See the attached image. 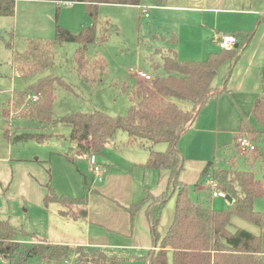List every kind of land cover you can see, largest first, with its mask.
<instances>
[{"label": "rangeland", "instance_id": "obj_1", "mask_svg": "<svg viewBox=\"0 0 264 264\" xmlns=\"http://www.w3.org/2000/svg\"><path fill=\"white\" fill-rule=\"evenodd\" d=\"M203 1L205 0H195L199 3ZM224 1L230 3V7L241 6V0ZM155 2L156 0H140V5L149 6ZM153 11L155 10L150 8L151 15L144 17L136 5L99 4L97 38L86 50L88 73L94 77L89 81L84 80L75 70L73 55L78 47L75 42L57 44L51 66L26 77L12 69L10 61L13 52L21 53L26 49V41L29 39L52 41L55 37L56 23L72 32L90 25L91 19L85 13L81 2L17 0L14 14L4 18L9 24L6 25V31L0 29V218H8L9 223L18 229L15 235L17 241L31 244L29 242L38 237L50 242H74L83 247V242L90 231L103 235L108 233L110 239L113 237L112 240L106 239L102 242L131 246L147 244L138 248L110 247L108 250L114 252L112 254L115 256L125 259L134 254L140 260L148 254L153 243L143 207L136 212L132 220L121 208L131 231L128 234H121L111 230L108 232L105 226L88 223L89 214L83 213L86 210L82 211V217L71 220L58 214L57 204L51 203L45 207L42 201L49 184L59 195L86 197L90 215L98 219L104 216L120 218V215L101 211V206L105 202L115 205L114 198L111 196L102 198L93 190L99 188L101 191L100 187L107 186L108 192L116 193L120 200H130L131 203L142 200L146 190L155 194L160 193L165 188V175L160 174L161 170L146 169L143 166L149 155L147 143L140 140L128 142L127 133L118 130L105 147L103 154L95 155L97 164H101L105 170L101 176H94L90 170V154L77 152L78 145L69 138L68 126L61 122L41 125L37 119L20 117L19 110H10L9 114L7 109L11 107H7L5 101L12 93L25 90L42 76L54 74L69 85V87L58 85L54 89L55 100L52 105L54 119L72 112L94 110L111 116L125 115L131 103L128 97L129 88L150 82L140 78L136 72L144 71L152 79L154 71L149 57L159 61L160 55L156 54L155 50L165 52L175 45L170 41L156 40L153 37L155 33H163L165 30V21L160 22L157 16L153 19ZM230 17L222 21L234 26L244 22L243 15ZM256 22L257 20L247 28L254 30V35L260 25L255 26ZM225 31L224 33L229 34L236 31V28ZM6 42H12V47L8 48ZM210 43H212L210 48L216 51L214 48L218 46L212 41ZM207 48L208 43L203 46V49ZM184 49H187V46H184ZM205 55L201 53L199 58L194 60L205 59L207 57ZM97 59H101L102 65L98 64ZM95 61L98 65L93 67ZM231 77L232 71L229 83L227 82L230 94L223 93L216 100L209 99L201 109L197 124L185 131L177 144L178 150L185 158L182 177L188 185L191 198L215 209L226 207L230 200L226 196H211L210 178L200 177V172L207 161H212L218 168L226 169L231 165L236 169L250 170L256 178H261L264 173V134L259 135L253 153L239 150L236 146L237 140L233 138V130L238 129L241 113L254 125L259 126L251 115V103H246L244 99L245 91L243 85H239V77L235 76L232 79ZM246 81L251 82V79L248 78ZM175 101L181 108L190 107L186 101ZM233 102L237 106H233L232 109ZM4 128H8L11 134L26 132L49 136L43 142L28 140L11 143L4 136ZM88 143L85 142L86 145ZM165 147L166 143L160 142L154 144L152 148L162 151ZM259 153L262 154L261 158H258ZM105 166H109L108 171ZM107 173L119 175L110 178ZM116 181L121 187L117 192H113ZM214 189L217 190V187ZM120 200L118 202L121 203ZM174 205L173 195L162 210L158 226L160 237L170 222ZM253 206L255 210L264 212V198H255ZM236 227L261 235L264 246V227L232 216L229 228L234 230ZM71 257L70 252L63 259L70 260ZM168 257V264H171V253Z\"/></svg>", "mask_w": 264, "mask_h": 264}, {"label": "trees", "instance_id": "obj_2", "mask_svg": "<svg viewBox=\"0 0 264 264\" xmlns=\"http://www.w3.org/2000/svg\"><path fill=\"white\" fill-rule=\"evenodd\" d=\"M16 0H0V15L11 16L14 13ZM62 2H81L85 13L91 19L77 32L55 25V37L52 41L29 39L26 49L13 52L11 64L13 69L26 77L38 70L51 66L55 47L62 42H75L78 47L73 59L76 72L89 81L94 77L88 73L86 50L97 38L98 6L101 3L139 5L140 0H52ZM264 21V12L255 23L258 26ZM237 43L231 49H219L210 52L203 60L179 59L172 48L165 52L159 49L160 60L149 57L154 75L148 84L130 87L128 97L130 106L125 115L111 116L104 112H72L59 119L52 117V105L55 100L54 89L58 85L67 86L59 76L48 74L33 82L25 90L12 93L7 104L11 110H19L20 117L37 119L44 124L61 122L70 128L69 138L78 145V153L102 155L105 147L118 130L128 135V142L144 141L148 145L149 155L144 168L168 171L165 188L160 193L146 190V195L139 202L128 205L118 204L133 219L136 212L145 207V217L152 237L153 248L143 257L145 264H168L171 253V264H264V246L261 235L253 234L243 228L231 230L232 216H238L259 227H264V212L254 209L253 202L257 197L264 198V173L256 178L250 170L236 169L234 166L218 168L212 161L203 166L200 177H209L217 187L231 200L227 206L215 209L195 201L189 194L187 183L181 180L185 158L178 150L177 144L181 135L194 124L198 110L204 103L215 98L226 88L234 64L241 53L251 42L254 30H236L231 32ZM156 40L176 42L175 36L169 38L163 33H155ZM8 48L12 42H6ZM102 65L101 59H97ZM96 61L92 66H97ZM228 64L221 78L220 86L216 77L218 70ZM262 78L261 92L251 104V115L259 127L247 117L239 121L233 138L238 141L247 136L254 144L259 135L264 134V65L260 70ZM37 94L35 101L28 95ZM175 100L188 102L189 108H181ZM5 138L11 142L36 140L45 141L49 135L39 133H14L8 128L3 130ZM88 141V145L85 142ZM236 141V142H237ZM164 142L162 151L154 150V144ZM237 146V143H236ZM262 154L259 153L261 158ZM43 196V204L58 205L60 216L76 220L87 210L86 197H67L59 195L48 184ZM88 191V190H87ZM93 192L98 193L93 190ZM174 195L175 205L172 221L163 237L159 236L158 226L162 210ZM18 229L7 219H0V256L10 264H23L30 257L40 256L49 260L66 258L74 252V264H119L124 258L111 257L100 250L86 251L81 246L74 248L68 244L51 243L35 237L31 244L17 241ZM23 232V231H22ZM25 233V232H24ZM28 235H31L27 233Z\"/></svg>", "mask_w": 264, "mask_h": 264}, {"label": "crops", "instance_id": "obj_3", "mask_svg": "<svg viewBox=\"0 0 264 264\" xmlns=\"http://www.w3.org/2000/svg\"><path fill=\"white\" fill-rule=\"evenodd\" d=\"M16 2L17 0L15 1V6H16ZM229 4H227L224 0H205L202 3L195 2V0H156L155 3L149 4V6H151V9L155 10L153 11V19L155 16H157L158 17L157 19H159L160 22L162 20L165 21L164 22L165 30L163 33H165L167 38H169L170 35L175 36L176 42H175V45L173 46L174 48L172 47L170 48L175 50L177 57L183 60H189V59L194 60L196 58H199L198 56L201 55V53L208 55L210 52H214L215 50H212L213 48H210V46L212 45L210 41H212L214 44L217 45V39L221 35L227 34V33H224L226 32L225 30L229 28H233V30H235V28L236 30H247V28L251 24H253L255 20L258 19V17L260 16V13L264 12V0H241V6L239 7H230ZM14 12H15V7H14ZM150 15L151 13L149 11V16ZM233 15L235 16L243 15L244 22L242 23L239 22L238 24H235L236 26H234V24L226 23L222 21V19H225L229 16H231L230 18H232ZM0 16L2 17V18L0 17V29L1 31H3L6 29V25L9 23L7 19H4L6 18L5 15H0ZM229 34H232V33L229 32ZM207 43L209 45V48L205 50L203 49V46H205ZM184 46H187V49H184ZM218 48L219 47H216L214 49H217L216 51H218L220 49ZM243 51L244 52L242 53L240 60L232 68L231 79L235 76L239 77V85L240 84L243 85L242 87L245 91L244 99L246 103L252 104L254 97L261 92V87H262V78H261L260 70L262 66L264 65V21L260 23V25L258 26L255 32V35L252 41L250 42L248 47L244 49ZM11 58H12V55H11ZM11 58H10V61H11ZM202 59L203 58H201V60ZM227 66L228 64L226 63L222 65L220 69L218 70V79H217L218 86H220L221 84V78L225 74L227 70ZM11 67L13 69L12 64H11ZM241 73H242V76H240ZM248 78L251 79V82L246 81ZM226 88L228 89V92H222L221 94L223 93H226L228 95L230 94L229 87L226 86ZM219 95L215 98H210V99L216 100L219 97ZM230 100H233V99L230 98ZM237 101L238 100H236V102ZM5 102L7 104V101ZM206 102L204 103V105L206 104ZM233 104L234 105H232V109H233V106H237L235 102H233ZM204 105L198 110L194 124H197L199 120V114L201 112V109L204 107ZM8 106L9 105L7 104V107ZM10 110L11 108L7 109L9 114L11 113ZM224 110L225 109L223 108L222 111ZM242 117H246V116L241 113L239 116V121ZM235 131L236 130H233V133ZM158 151H161V150H158ZM105 167H107V171H108L109 166H105ZM104 170L105 168L102 166L101 174H103ZM161 172L162 173L160 174L165 175V178H166L165 183H166L167 177H168V171L161 170ZM118 175L119 173H111V174L107 173V176L108 177L110 176V178L117 177ZM107 176H106V180H107ZM180 178L182 181H185L182 177V173L180 175ZM114 187L115 189L113 192H117L120 189L121 184L116 181L114 184ZM100 188H101V191L99 188H94V190L98 192V193L96 192L94 193L102 198L111 196L114 198V201L116 202L115 205L109 202H105L101 206V211L104 213H111V214L114 213L116 215H120V218L114 219L111 216H104L98 219L94 217V215H90L91 212L90 210L88 211V208H87L86 215L89 214L88 217H90L87 220L88 223L99 224L101 226H105L107 228L106 231L108 232L111 230L112 232H117L121 234L130 233L131 231H129V227L127 225L126 215L121 210V207L118 205L122 203H123L122 205L130 204L131 203L129 202L130 200L129 201L120 200L119 196L116 193L107 191V188H108L107 186H105L104 188L102 187ZM118 200H120L121 203L118 202ZM143 209H144V214H145V207H143ZM173 213H174V209H173ZM172 218H173V214L171 216L170 222L166 230L161 235V237H163L164 234L166 233L172 221ZM0 219H4V218H0ZM6 219L8 220V218ZM112 238L110 239V236L108 235V233L103 235V233H91L89 231L88 236L86 237V240L83 242V247L82 246L81 247L86 251L101 249L100 251L106 253V255L108 256L118 257V256H115V254H112L114 252H111L108 249L110 247H117V246H122V247H127V248L128 247L138 248V247L147 246V244H144V246L142 245L131 246V245L113 244L108 241L102 242L106 239L112 240ZM18 241L26 244V242H23L20 240ZM32 242H33V239L29 243H32ZM51 243H62V244L69 243L68 245H70V247L72 248L76 246H80V245L74 244V242L72 243V242H66V241H63V242L53 241ZM153 247H154L153 244H151V246L149 247V250H151ZM71 253H72V257L70 260H67V259L49 260L45 257L33 256V257H30L28 260H26V262L23 264H74L76 262V256L73 251ZM135 259H138V258L135 257L134 254H132L130 257L125 258L119 264H145L143 258L140 260L138 259L137 261H135ZM0 264H10V263L7 259L0 256Z\"/></svg>", "mask_w": 264, "mask_h": 264}, {"label": "built area", "instance_id": "obj_4", "mask_svg": "<svg viewBox=\"0 0 264 264\" xmlns=\"http://www.w3.org/2000/svg\"><path fill=\"white\" fill-rule=\"evenodd\" d=\"M141 10V13L144 17H149V11L151 6H142L137 5ZM237 43V39L233 34H223L217 39V45L220 49H231ZM136 74L143 80H150L151 76L144 71L138 70ZM38 98L37 94L28 95V99L32 102ZM237 147L239 150L247 153H253L256 150L255 144L247 137L242 136L237 141ZM90 170L95 176H100L102 173V167L97 164L96 158L94 155H90ZM211 187V196L216 197H225V194L217 187L216 183L210 179ZM217 187V190L214 189Z\"/></svg>", "mask_w": 264, "mask_h": 264}, {"label": "water", "instance_id": "obj_5", "mask_svg": "<svg viewBox=\"0 0 264 264\" xmlns=\"http://www.w3.org/2000/svg\"><path fill=\"white\" fill-rule=\"evenodd\" d=\"M226 198H227V196H226ZM229 198V197H228ZM229 200H231L230 198H229ZM83 213H85L86 214V212H83Z\"/></svg>", "mask_w": 264, "mask_h": 264}]
</instances>
